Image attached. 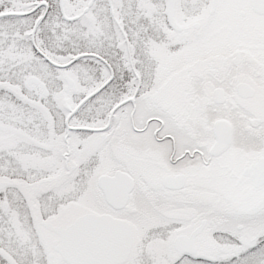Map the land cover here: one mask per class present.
Here are the masks:
<instances>
[{
  "label": "snow or ice",
  "instance_id": "obj_1",
  "mask_svg": "<svg viewBox=\"0 0 264 264\" xmlns=\"http://www.w3.org/2000/svg\"><path fill=\"white\" fill-rule=\"evenodd\" d=\"M0 264H264V0H0Z\"/></svg>",
  "mask_w": 264,
  "mask_h": 264
}]
</instances>
